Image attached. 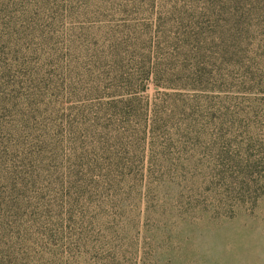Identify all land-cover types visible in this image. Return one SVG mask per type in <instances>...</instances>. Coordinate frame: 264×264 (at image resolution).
<instances>
[{"label":"rangeland","instance_id":"374dc122","mask_svg":"<svg viewBox=\"0 0 264 264\" xmlns=\"http://www.w3.org/2000/svg\"><path fill=\"white\" fill-rule=\"evenodd\" d=\"M0 264H264V0H0Z\"/></svg>","mask_w":264,"mask_h":264}]
</instances>
